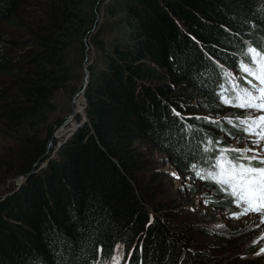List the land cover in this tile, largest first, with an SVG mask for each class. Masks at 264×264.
<instances>
[{
	"label": "trees",
	"instance_id": "1",
	"mask_svg": "<svg viewBox=\"0 0 264 264\" xmlns=\"http://www.w3.org/2000/svg\"><path fill=\"white\" fill-rule=\"evenodd\" d=\"M100 1L0 0L5 129L35 127L33 119L55 92L75 80V61H82L84 40L96 23L92 7ZM120 2L126 12L113 5L109 12L124 20V34L135 45L117 48L105 70L92 72L85 96L91 131L79 128L52 157L53 130L47 129V139L27 151L23 171H31L46 150L54 167L30 174L27 182L20 171L0 180L25 178L20 191L0 199V264H94L98 246L110 250L118 242L126 264H220L179 212L160 201L163 182L147 178L152 162L139 147L162 150L194 175L192 164L208 168L212 162L213 152H204L210 136L181 116L190 109L183 95L170 96L165 85L152 89L145 79L158 71L137 63L149 59L185 89L221 105L226 69L247 60L246 46L264 50V0ZM98 45L104 48V40ZM233 122L228 131L236 134L242 126Z\"/></svg>",
	"mask_w": 264,
	"mask_h": 264
},
{
	"label": "rangeland",
	"instance_id": "2",
	"mask_svg": "<svg viewBox=\"0 0 264 264\" xmlns=\"http://www.w3.org/2000/svg\"><path fill=\"white\" fill-rule=\"evenodd\" d=\"M118 2L123 4L120 0H101L98 5L92 7V11L96 13V23L91 36L84 40L82 61L80 59L75 61V80L67 82L62 90L55 92L52 102L45 105L42 114L33 119L35 127L22 126L21 128L14 127L12 130L5 129L4 121L0 117V180L3 179V174L8 171H20L22 173L19 175H27V182L31 177L30 174H38L40 171L54 167L48 164V150H46L37 161H33L34 154H29L28 158L31 162L33 161L34 167L31 168V171H23L27 167L25 162L27 151L30 153L36 140L47 139V129L53 130L51 139L54 138V140L49 146L54 150L52 157L62 154L61 150L70 143L73 139L71 136L79 128L87 125L90 130L85 96L92 72H98L99 75L102 68L106 69V58L115 55L117 48L135 45L129 44L124 34L126 31L124 20L109 12L110 5H113L118 11L126 12L129 9L126 3L120 6L117 5ZM103 40L105 47L101 48L98 44ZM140 64L148 67L151 71H158L156 75H153L154 77L145 79L152 89L155 86L165 85L171 89L168 93L170 96L173 94L183 95L181 102L190 109H187L181 116L187 122H193L194 129L208 134L214 142L212 145L214 149L252 147L250 142L255 137L248 136L239 128L236 134L228 131V127L233 126V121L238 122L240 119L248 117H245V114L242 115L248 110L231 107L224 103L214 106V103L201 93L196 90L191 92L185 89L184 85L176 83L171 79V75L166 69L155 66L149 59H143L137 63V65ZM226 72L238 79L244 75L240 68L226 69ZM240 82L243 84L242 80ZM6 83L8 80H0V86L4 84L3 88H8ZM4 103L5 100L0 99V107ZM46 113L48 115H44ZM251 113L256 115L253 111ZM46 118L48 119L45 121ZM41 127L45 129L40 134L38 131ZM36 133H39V136H36ZM70 138L71 140L67 142ZM139 145L152 162L149 168L153 172L147 178L153 177L157 182H163L162 189L160 188L163 192L160 201L168 204L167 208L170 211L179 212L178 216L181 222L190 225L196 232V242H201L200 247L204 248V251L211 249L220 264H264V255L256 254L260 248L264 247V223L260 222L258 214H248L236 218L234 213L240 212V209L235 204L229 203L226 199L229 196L220 191L218 185L196 178L193 174L185 173L173 164L171 157L162 150L144 143ZM216 155L218 152H213L208 157V159H212L211 163ZM232 155L236 154L232 153ZM19 175H17L18 177L10 175L11 177L6 181L0 182V199H4L8 192L14 194L22 189L20 186L25 182V178L22 176L21 181L17 182L20 178ZM210 183L211 185H209ZM146 209L148 212L152 211L150 205Z\"/></svg>",
	"mask_w": 264,
	"mask_h": 264
},
{
	"label": "snow or ice",
	"instance_id": "3",
	"mask_svg": "<svg viewBox=\"0 0 264 264\" xmlns=\"http://www.w3.org/2000/svg\"><path fill=\"white\" fill-rule=\"evenodd\" d=\"M244 55L248 59L239 64L244 74L242 77L238 79L231 73H224L227 86L220 85L221 99L231 107L264 113V50L246 46ZM238 123L245 134L255 137L250 142L252 147L214 149V142L208 140L204 152H218L213 157L214 162L208 168H198L192 164L191 169L196 178L215 183L220 191L232 199L240 209V212L234 213L236 218L258 214L260 222L264 223V114L249 115ZM123 247L120 242L110 250L98 246L94 264H126ZM256 254L264 255V247ZM131 259L132 254L129 252L127 260Z\"/></svg>",
	"mask_w": 264,
	"mask_h": 264
},
{
	"label": "bare ground",
	"instance_id": "4",
	"mask_svg": "<svg viewBox=\"0 0 264 264\" xmlns=\"http://www.w3.org/2000/svg\"><path fill=\"white\" fill-rule=\"evenodd\" d=\"M239 70V69H238ZM21 178H22V176H20V178L17 180V182L20 180L21 181Z\"/></svg>",
	"mask_w": 264,
	"mask_h": 264
}]
</instances>
